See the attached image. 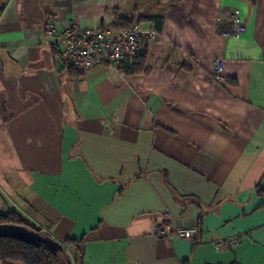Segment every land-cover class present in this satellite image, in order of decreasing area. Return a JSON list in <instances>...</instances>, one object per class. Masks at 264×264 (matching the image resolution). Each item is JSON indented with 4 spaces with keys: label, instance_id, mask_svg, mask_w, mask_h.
<instances>
[{
    "label": "crops",
    "instance_id": "obj_1",
    "mask_svg": "<svg viewBox=\"0 0 264 264\" xmlns=\"http://www.w3.org/2000/svg\"><path fill=\"white\" fill-rule=\"evenodd\" d=\"M118 19L157 32L142 58L58 61L70 23ZM0 211L83 240L81 264H264V0H0Z\"/></svg>",
    "mask_w": 264,
    "mask_h": 264
},
{
    "label": "built area",
    "instance_id": "obj_2",
    "mask_svg": "<svg viewBox=\"0 0 264 264\" xmlns=\"http://www.w3.org/2000/svg\"><path fill=\"white\" fill-rule=\"evenodd\" d=\"M230 21V30L226 35L238 38L245 32V23L239 16L237 9L226 13ZM54 22L46 18V33L54 34ZM158 38L152 30H142L136 26L127 29L106 31L95 28H80L76 23H70L59 33V50L57 59L65 67L86 71L101 64H118L125 59H133L144 54L149 44ZM223 64L216 60L213 70V79L222 82ZM154 237L169 239L177 237L193 245L201 242L200 229L197 226L189 228H172L168 224H158L153 228ZM238 243V238H221L213 242L215 250L230 248Z\"/></svg>",
    "mask_w": 264,
    "mask_h": 264
},
{
    "label": "trees",
    "instance_id": "obj_3",
    "mask_svg": "<svg viewBox=\"0 0 264 264\" xmlns=\"http://www.w3.org/2000/svg\"><path fill=\"white\" fill-rule=\"evenodd\" d=\"M156 21L159 22L158 28L161 29L162 19L156 18ZM114 27L117 29H127L131 25L122 19H118ZM144 55L145 53L133 59L142 58ZM129 70L134 71L135 69L133 67L129 68ZM0 227L23 229L24 232L32 230L42 236L48 237L40 230L29 227L13 211H0ZM82 245L83 240L66 239L60 242V250H53L48 246L25 237L24 234L20 235L17 231L15 233H0V264H81ZM68 249L73 251L72 258L67 254Z\"/></svg>",
    "mask_w": 264,
    "mask_h": 264
},
{
    "label": "water",
    "instance_id": "obj_4",
    "mask_svg": "<svg viewBox=\"0 0 264 264\" xmlns=\"http://www.w3.org/2000/svg\"><path fill=\"white\" fill-rule=\"evenodd\" d=\"M24 235H25V237H27L31 240H34L40 244H43L45 246H48V247L52 248L53 250H60L61 249L59 242L52 240L48 237L42 236L35 231H32V230L25 231Z\"/></svg>",
    "mask_w": 264,
    "mask_h": 264
},
{
    "label": "rangeland",
    "instance_id": "obj_5",
    "mask_svg": "<svg viewBox=\"0 0 264 264\" xmlns=\"http://www.w3.org/2000/svg\"><path fill=\"white\" fill-rule=\"evenodd\" d=\"M12 230H16L18 233H20V235L24 234L23 229L12 228ZM9 264H18V263H9Z\"/></svg>",
    "mask_w": 264,
    "mask_h": 264
}]
</instances>
